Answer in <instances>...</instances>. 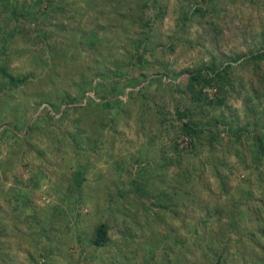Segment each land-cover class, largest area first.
<instances>
[{"label": "rangeland", "instance_id": "obj_1", "mask_svg": "<svg viewBox=\"0 0 264 264\" xmlns=\"http://www.w3.org/2000/svg\"><path fill=\"white\" fill-rule=\"evenodd\" d=\"M65 1L0 0V71L32 75L0 107V264H178L180 246L165 239L198 240L188 231L206 210L214 215L188 261L264 264V155L255 143L264 144V58H254L264 53V0H161L130 80L98 79L85 96L80 77L119 61L130 39L108 32L121 23L118 5L88 11L85 0ZM129 28L138 37L141 27ZM65 110L85 119L83 138L60 125ZM185 111L202 135L182 130ZM15 124L18 136L5 130ZM152 165L169 201L148 192ZM112 200L111 242L94 248ZM119 208L136 212L129 227ZM207 224L220 258L207 253Z\"/></svg>", "mask_w": 264, "mask_h": 264}, {"label": "trees", "instance_id": "obj_2", "mask_svg": "<svg viewBox=\"0 0 264 264\" xmlns=\"http://www.w3.org/2000/svg\"><path fill=\"white\" fill-rule=\"evenodd\" d=\"M60 1L62 2V4H67L65 0H60ZM97 1H99V3H97ZM138 1H140V0H138ZM160 1L161 0H141V2H139V4H138L137 0H85L84 7L88 11H89V9L92 10L95 7L96 3H97V5H102L104 11H106L108 9V7H110V6L118 5L119 7L116 9L113 8L112 11L115 9L113 14L116 15V18L114 20H120L121 23H118V25H119L118 27H113V28L111 27L110 29L108 28V32H111V31L115 32V30H118V32L115 33V36H114L115 39H118V37L121 34H124L130 40L128 41L126 47L122 46L121 51L123 52L124 55L119 58V61L114 63L113 61L110 60V58L106 59L107 60L106 63H104V62L100 63L101 68L103 70L102 69L96 70L95 71L96 73L94 75L89 70L86 74H83L82 77H80V79H79L81 82V84H80V96H85L87 94V92L92 88V86H94L93 84L95 82H97L98 79L103 80L102 82H104L105 80L107 82H110V81H112V79H114L116 83L119 82L121 84L126 83L128 80H130L129 79V73L131 72L133 67H135L136 55L138 52H140L142 50V48H144V46L147 45L146 42H148L151 34L154 31V25H155L154 20H156V17H157V9H158ZM133 2H135V7H132ZM135 11L138 13L137 17L135 16V14H136ZM191 12L192 11H190V13ZM96 13L97 12H95L94 14H96ZM98 15L99 16H97V17H100V16L104 17V12H101ZM129 26L134 27V28H136V27L140 28L141 27L140 28L141 31H135L136 34L138 35V37L133 38L130 35ZM100 28H102V27H100ZM100 28L95 27V29L93 31L97 32L98 30H102ZM254 58L263 59L264 53H259L258 55H255ZM96 62H99V61H96ZM226 71H227L226 68H224L223 71H216L214 77H217V78H214V77L211 78L208 82V85H212V83L214 81L216 83L219 82L218 79H220V78L223 79L222 76L225 77ZM0 74H1V79H2L1 88H0V107H2L1 103H2V101L6 100L7 94H10L12 91H16L20 87H23L26 83H28V81L31 80L32 75H27L25 77H18V76H15L14 74H12L11 72H9L7 70V68L0 71ZM111 75H114V76H111ZM116 78L118 80H116ZM96 85L100 86V83H98ZM125 88L126 87H124L123 90ZM66 97H68V95H66ZM116 101L119 103V99ZM0 110H1V108H0ZM68 112L69 111L65 110L63 112V114L61 115V117H60L61 118V121H60L61 124L60 125L65 130H70V128L74 129L73 135H74L75 140L83 138L85 136V134H87L86 128L84 125L85 119L82 116H79L76 119L70 120V118H69L70 116H69ZM68 118H69V121H71V125L66 124V120ZM110 118H111L110 122L113 123L114 118L112 116ZM181 118L183 120H185V123H183L182 130L188 136H190L193 139L199 135H202L204 130L202 128H200L198 124L195 123V121L191 118L190 113H188V111H185L184 113H182ZM36 123H37V125H35ZM38 124H39L38 121H36L31 127H29L28 132H30V130H31V132L34 131L33 130L34 126L37 127ZM58 129H61V128L58 127ZM5 130L12 132L18 136L19 131H20V127L18 124H15V126L7 127V129H5ZM63 133H65V132H63ZM63 133L61 132L59 134L63 135L65 137L67 134H63ZM28 134L29 133H27L25 135L26 136L25 138L28 137ZM261 142H262V139L258 136H255L256 153H258L259 155L260 154L264 155V144H262ZM76 143L78 144V142H76ZM79 143H81V142H79ZM150 170H157V168L152 165L149 169L145 170V175L150 177L149 182H148V185H149V188H148L149 191L148 192L151 191L154 193H161L162 195L158 196L159 201H169V199L167 197L168 194L165 193V190L160 189L161 187L158 188V183H156L158 176L156 175V172L150 173ZM188 172H189V169H186L184 174L188 173ZM218 177L220 179H223L221 173H219ZM145 181L147 182L148 180H145ZM150 187H152L153 190ZM121 198L123 199V198H125V196H122ZM113 200L111 201L110 204H109V202H108V204H106L105 211L103 213L104 218L102 219V221H100L96 225V227L93 231V238H92L91 244H92V247H94V248H104V247L108 246V244L111 242L110 225H109L110 223L107 220L110 217V215H112L114 213L115 209L117 208L116 206H114ZM135 200L138 201V199H135ZM146 202L147 201H142L141 203H138V207L142 208L143 211L145 209L147 211H149L147 206L145 205ZM125 206H128V205L126 204ZM163 208H164V210H168L167 207H163ZM117 210L118 211L120 210V213H122V214H119V213L118 214L121 217L123 216V218H124L123 224L126 225L127 227H129L127 220L129 218L135 219L137 217L136 212L132 213V210L128 211L127 209L123 210L120 208ZM172 212H174V211H172ZM213 215H214V213H212L211 210H206L200 220H195V222L192 223V225L190 226L191 229H189L188 232L196 234L198 237V240L200 238H202V236H203L202 232L198 228L203 227V222L208 221V219L213 217ZM218 218H219V220L217 221V224L220 227H223L224 224L222 221L225 218L224 215L219 214ZM225 226L229 227L228 225H225ZM211 227H212L211 224L204 225L205 233L207 234V236H206L207 251H208L207 253H208V255H211L212 258H216V257L220 258L221 255H219V251H212L213 250L212 249L213 243H211V241L214 240L216 237L214 235H211L209 230H207V229H211ZM260 230H261V235L259 236V239H260V241H263L264 240V228H260ZM210 238H212V240H210ZM165 240L168 242H171L172 244L175 243L176 246H180L182 253L180 254L178 264H192L191 261L187 260V258H189L190 252L194 253L197 250H199V248H197V246H195L197 241H198L197 239H194L192 241V239H190L189 236L186 235V237H184L183 240L182 239L174 240V238H166ZM153 244H156V243H153ZM165 248H168V247H165ZM170 253H173L172 249H170ZM153 257H154V254H153ZM167 264H175V260H172L169 258V259H167Z\"/></svg>", "mask_w": 264, "mask_h": 264}]
</instances>
